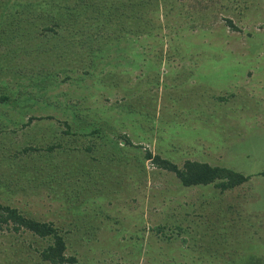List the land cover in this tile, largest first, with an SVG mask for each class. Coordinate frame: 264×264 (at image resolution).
<instances>
[{
  "label": "rangeland",
  "instance_id": "obj_1",
  "mask_svg": "<svg viewBox=\"0 0 264 264\" xmlns=\"http://www.w3.org/2000/svg\"><path fill=\"white\" fill-rule=\"evenodd\" d=\"M37 1L0 0V202L70 227L65 254L82 264H215L247 243L264 254V0ZM49 9L67 18L52 27ZM113 141L122 156L108 159ZM144 149L250 177L182 187ZM102 175L115 186L103 200ZM74 194L90 220L66 210ZM47 243L0 231V264H47Z\"/></svg>",
  "mask_w": 264,
  "mask_h": 264
},
{
  "label": "trees",
  "instance_id": "obj_2",
  "mask_svg": "<svg viewBox=\"0 0 264 264\" xmlns=\"http://www.w3.org/2000/svg\"><path fill=\"white\" fill-rule=\"evenodd\" d=\"M42 1L43 0L37 1L38 6ZM78 2L79 1L74 2L76 4L74 10L77 14H80L85 8V3L82 2L81 4H78ZM47 6L53 7V4L48 1ZM65 9H68V6H65ZM65 9L63 8V10ZM52 10L55 11V14L50 19L52 20V27H54V25H57L58 21H60L62 17L64 21L67 17L65 16V11L63 10L49 9L48 11L51 12ZM108 13H110V11H108ZM104 18L105 20L112 19V16L108 15L106 11V15L104 16ZM226 23L229 27L234 28L230 20H226ZM41 29H47V24L45 22L43 23V28ZM48 29L51 30L50 27H48ZM6 34V38L14 37L13 33L11 35V32L10 34H8V32ZM7 98V94H3L1 96L2 100ZM63 125H65L67 129L65 130V133H69V125L65 121ZM104 128H106V126L100 129V126H95L93 124L91 130L89 131V135L95 138V140L103 139L102 132ZM121 138V141L127 146H132V143L127 135L124 134L121 136ZM101 144L105 145L103 146V149L106 147L110 148L109 153H102L101 155L108 157V159H111L114 156H122V146H118L115 141L111 142L110 146L103 143ZM93 147L94 142L92 144H86L83 148V151L89 153L90 151H92ZM132 147H138V145H134ZM49 149H51V147ZM142 159L148 160L150 164L156 168L171 172L182 187L211 184L213 187H215V189L218 190L219 193H222L236 186H240L241 184L245 183L250 177L249 174H243L229 167L211 165L204 161L186 159L180 165H177L169 159L163 158L158 154L151 153L147 149L143 150ZM258 175L264 176V167L260 172H258ZM94 176L95 175L92 174L89 175L91 180ZM102 177L103 175L100 177V181L98 183L99 187L96 188L95 191H92V193L100 192L99 198L101 200L109 198L111 195H113V190L115 189L113 182L109 183L108 179H102ZM97 181L98 180H96V178L93 179V182ZM74 198L77 202L76 204L74 203L75 205H72L70 201H68L69 203L65 201V203H67L66 210H69V212H71L70 214L77 215L81 218L83 217V219H85V217H88L86 219L90 220V215L87 212L83 211L82 208H79V206H81V203L87 202L90 198L80 200L79 203V198L77 197V195L74 194ZM92 208L95 209L93 211V218H95V214L98 215L102 212V209H100L98 205H92ZM74 222L75 221L72 219H69L68 221L69 225L71 226L75 225ZM70 229V227L64 229L63 226L56 225L53 221H44L28 216L24 212L19 211L16 207L0 202V231H9L15 233L20 231H27L37 238L48 239V243L38 252L40 260L46 262L47 264H82L74 254H65L66 244L63 234L68 233V230ZM162 229V226H157L155 231L157 233H160ZM259 247V245L247 243L244 247H242L241 252H239L235 256L224 258L220 261L215 260V264H264V254L256 251L257 249L259 250ZM255 252H258L260 254L258 255ZM216 256L217 255L215 254V258Z\"/></svg>",
  "mask_w": 264,
  "mask_h": 264
}]
</instances>
